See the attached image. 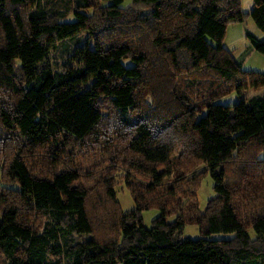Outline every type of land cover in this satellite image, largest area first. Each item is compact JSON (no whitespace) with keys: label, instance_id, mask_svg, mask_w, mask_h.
I'll return each instance as SVG.
<instances>
[{"label":"trees","instance_id":"obj_1","mask_svg":"<svg viewBox=\"0 0 264 264\" xmlns=\"http://www.w3.org/2000/svg\"><path fill=\"white\" fill-rule=\"evenodd\" d=\"M247 15L241 0H0V89L11 96L0 107L1 138L18 147L6 169L16 193L0 192L3 264H264V213L246 215L256 185L239 189L226 171L249 146L264 164V72L244 70L223 46L228 25ZM249 15L264 34V0H253ZM84 33L83 44L69 45ZM246 38L264 55V40ZM51 52L67 57L53 66ZM188 71L204 79L171 88ZM147 76L172 89L174 120L136 114L150 91ZM201 87L206 97L195 102ZM234 91L256 96L216 102ZM92 138H104L101 149L129 163L128 176L143 175L139 183L126 176L136 205L129 214L114 174L91 190L74 164L41 175L27 162L40 149L60 161L68 146ZM184 157L205 167L193 191L183 187ZM205 172L215 197L202 212L197 191ZM152 208L160 215L148 229L143 213ZM187 225L201 237L183 239ZM219 234L233 236L210 238Z\"/></svg>","mask_w":264,"mask_h":264},{"label":"rangeland","instance_id":"obj_2","mask_svg":"<svg viewBox=\"0 0 264 264\" xmlns=\"http://www.w3.org/2000/svg\"><path fill=\"white\" fill-rule=\"evenodd\" d=\"M131 0H126V4H129ZM253 8V0H241V9L243 12L248 13L246 16L244 22L242 23H230L228 25V28L226 30V34L223 40V46L228 50L235 61L242 66V68L246 71H252L256 73H263L264 72V55L254 50V48L251 46L249 40L246 38L247 33H252L253 29L260 34V40H264V34L260 30H258L254 20L249 15L251 9ZM71 19V17H70ZM87 38V34H80L76 40H70L68 41L69 45L71 47H74L75 44H83ZM1 42V41H0ZM73 49V48H71ZM67 55V54H66ZM67 56H63L62 53H50L49 55V61L53 66H56L57 64H60L62 62L63 58ZM164 63V61H162ZM161 62V63H162ZM160 63V64H161ZM159 64V65H160ZM166 64V63H164ZM167 65V64H166ZM157 66V65H156ZM155 66V67H156ZM167 67H169L167 65ZM167 69V68H166ZM164 70V69H163ZM181 76H178V78L175 80V85L173 87H183L185 80L188 79H204L198 76H201L199 72L195 71H188L180 74ZM149 80L150 91L147 92L148 94L144 96V102L142 106L137 110L136 114H138L140 117L144 116L147 119L152 118L154 121H162L163 123L169 122L170 120H174L177 117L175 116L178 114L176 109H174L169 102L168 96L170 95V91L172 89L167 88L166 86H160L158 83H154L157 81L156 76H147ZM158 80L163 81L161 78H158ZM183 81V82H182ZM199 90H202L199 92ZM196 92V93H195ZM195 94L193 93L192 97L195 99V102H198L200 100H203V98L206 97V93L204 89L201 87L198 90H195ZM256 96V92L249 91L242 94H239L237 92H231L229 94H226L225 96H222L216 100L218 104L230 106L235 105L242 101L243 99H250L251 97ZM197 100V101H196ZM10 104L11 103V96L9 93L5 90L0 89V107L3 104ZM108 104V103H107ZM109 105V104H108ZM112 108L111 106L104 107V111L106 112V116L108 118V124L107 125H113L115 124V117L111 116ZM115 114V113H114ZM2 129L0 127V192L7 193L11 195V193H16V185L13 184L10 180V178L6 175V169L9 166L10 161L15 156V153L18 151V147L14 146V144L9 143L8 141H4L1 137H3ZM102 139H98V141H95L94 138L85 140L84 142H78L73 143L71 146H68V148L58 155L60 156V162L59 160L53 161L49 155V153H44L42 149L34 151V154L36 155L35 158L28 160L27 162L31 165L30 167L32 169H35L37 173L47 175L48 171L46 168H52L54 169L53 165L55 164H61V166H70L74 167L78 166L81 170V172L85 176V184L89 187L91 186V190L93 189V183H95L96 180H99L100 178L104 177L105 175L110 176L112 174L114 178V182L116 184V193H117V199L121 205V209L123 213L129 214L132 212L136 205L134 198L132 197L131 192L127 189V181L126 176L129 177V180L132 181V183H135L137 181L140 182V178H143L142 174L134 173L132 172L131 177L127 174V168L128 164L127 162H124L121 158H117L113 152L109 153L111 155L108 156L107 152H104L102 150V143H98ZM110 148H114V145L111 143L109 144ZM42 150V151H41ZM49 150V148H47ZM179 152V151H178ZM259 149H256L254 146H249L243 149L239 154H237L233 160L229 163L227 167V174L228 179L232 183L231 185L236 184L237 186L240 185L239 189L242 187H247L250 185L249 180H252L254 184L256 185V191H252L251 194L247 198H245V194H241L240 190H236V195L239 197H243L246 200L249 199L251 208L246 211V215H251L253 213H257V211H260V213H264V164L257 163L256 158L258 156ZM31 154V153H29ZM41 154V155H40ZM117 154V153H116ZM32 155V154H31ZM118 156V154H117ZM120 157V156H118ZM262 158H264V155H262ZM182 161H185L184 163L187 164L190 168L186 172V183H189V186H186V188H189L190 191H193L194 183L191 184L192 180H194L195 175L199 176V173L201 171L204 172L205 167H202V165H195L197 166L195 168L193 160L191 157L181 159ZM61 167H59L60 169ZM98 170L103 174L99 176L97 179H92V174H95V177L99 173ZM196 173V174H194ZM205 177L200 187L197 191V198L200 210L204 212V210L207 207L208 200L215 197V191H214V181L210 176H207V173L205 172V175L202 176ZM202 177H196V180H201ZM128 180V179H127ZM193 185V187L191 186ZM236 186V187H237ZM235 187V188H236ZM100 192L103 193L102 189L99 188ZM188 190V191H189ZM96 192L95 190L92 191L91 194V202H94L96 200L95 198ZM101 198V196H100ZM259 209V210H258ZM259 213V212H258ZM160 215V210L157 208H152L144 211L143 213V223L144 225L150 229L153 226V221L156 217ZM174 218V217H172ZM37 222H40L37 221ZM232 234H219V235H213L210 236L212 239H218V238H231ZM183 239H198L201 237L199 232V227L197 225H187L182 233ZM0 264H3V258L0 256Z\"/></svg>","mask_w":264,"mask_h":264},{"label":"crops","instance_id":"obj_3","mask_svg":"<svg viewBox=\"0 0 264 264\" xmlns=\"http://www.w3.org/2000/svg\"><path fill=\"white\" fill-rule=\"evenodd\" d=\"M228 28V27H227ZM258 28V27H257ZM259 30V29H258ZM252 34L256 35L257 37H261L260 34L258 33V31L256 32L254 29L252 31ZM261 39V38H260Z\"/></svg>","mask_w":264,"mask_h":264}]
</instances>
